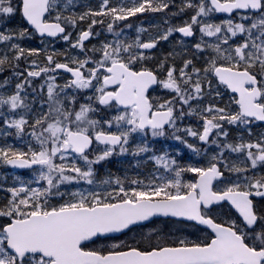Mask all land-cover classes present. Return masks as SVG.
<instances>
[{"label": "snow or ice", "instance_id": "snow-or-ice-1", "mask_svg": "<svg viewBox=\"0 0 264 264\" xmlns=\"http://www.w3.org/2000/svg\"><path fill=\"white\" fill-rule=\"evenodd\" d=\"M170 3L120 0L113 5L101 0L97 10L76 14L74 0H0V17L18 15L41 35L59 36L84 56L65 57L68 62L60 63L55 53L49 54L47 66L33 60L29 64L33 70L27 71L15 92L0 95V116L18 115L6 123L18 132L27 125L34 140L23 147L0 146V162L37 174L32 181L8 189L10 198L0 204V218L5 220L0 223V264H264V207L254 202L255 197L264 199V175H249L258 164L264 165V136L247 142L241 138L237 144L220 143L221 137L228 136L225 123L249 126L264 121V0H187L181 11L187 8L194 14L183 26L168 27L158 37L142 40L137 36L128 42L121 39L122 29L116 31L117 22L138 13L164 11ZM218 16L224 18L215 22ZM104 17L110 18L107 30L115 38L86 49L85 42L98 35L93 27L103 24ZM86 19L87 28L72 42L69 29L76 30ZM194 28L201 34L194 49L208 53L203 67L197 68L191 59L183 60L179 68L175 64L165 67L169 57L156 70L142 64L152 58L145 52L161 40L174 32L192 37ZM27 34V28L0 32V43L11 50V56L0 52V70L21 57L38 54L14 42ZM57 70L71 74L69 83H55ZM161 71L163 78L157 74ZM210 77L238 94L234 98L237 111L216 104L199 106L206 95H220ZM35 78H44L40 88L46 89V111L29 124L20 114L31 113L21 93ZM154 86L167 90L170 98L150 99L149 89ZM69 88L91 90L93 95L76 110L75 96L69 98L66 91ZM93 104L116 114L108 120L93 119L98 111ZM191 115L199 116L200 129L177 127L178 121ZM169 129L176 140H181L176 133L183 131L199 141L217 144L221 151L207 167H181L167 152L153 155L149 158L168 175L157 168L160 174H153L147 183L133 179L126 186L119 178L114 182L109 178L100 182L107 186L102 190L61 191L62 186L82 181L96 185L93 166L113 154L128 152L133 134L146 141L149 136H165ZM225 150L238 154L237 162L225 158ZM149 151L154 150L145 142L137 144L132 154ZM184 172L195 173V182H184ZM225 172L235 174V179ZM33 183L38 186L32 187ZM65 195L68 199L59 205L50 202ZM224 202L235 210V217L213 214V206ZM157 217L192 221L210 234L197 240L170 239L172 234L153 230L154 238L150 234L132 243L114 235ZM99 240L113 242L89 248Z\"/></svg>", "mask_w": 264, "mask_h": 264}, {"label": "rangeland", "instance_id": "rangeland-1", "mask_svg": "<svg viewBox=\"0 0 264 264\" xmlns=\"http://www.w3.org/2000/svg\"><path fill=\"white\" fill-rule=\"evenodd\" d=\"M186 2L187 0H171V3H170L171 6L169 5L170 10H172L171 16L172 17L176 16L178 7L183 6L184 3ZM100 4H101V0H99V3L95 4V8L92 10H97ZM88 8H89V4L84 3L80 10L77 11V9L74 8L73 12H75L76 14H82L84 12L89 11ZM168 9L164 11H160V12L147 11L144 13H138L140 14V16H142L140 22L135 23V21L133 20V17H131L132 21L131 22L129 21V24L119 25V28H117L116 31H120L122 29L123 35L121 36V39H126L128 42L133 41L134 39L137 38V36H139L142 40H147L153 37H158L160 34H163L164 31L168 27L183 26L184 22L188 21L190 17L194 14L193 10L185 8V13L183 14L186 16V18L180 19V20H172L171 17L168 16V13H167ZM105 18L107 17H104L103 19ZM223 18H224L223 16H218L215 19V22H219V20ZM88 21L89 20L86 19L84 22L79 24L78 28L75 30V38L71 39L72 42L75 41L76 36L80 30L86 29L87 27L86 23H88ZM22 27H24V25L21 23V18L18 15L15 17H0V32H4L7 34V33L14 32L18 29H21ZM141 29H144L146 31H140ZM194 30L196 31V34L192 38H185L181 36L178 32H174L172 35L168 37L167 40H161L153 50L145 52L146 56H149L152 58L142 61V64L146 67L157 69V65L159 64V62L164 57H169L168 61L165 64V67H167L169 64H175L178 68L182 67V61L185 59H191L193 61V64L197 68L203 67L204 61H205L204 58L207 57L208 53L207 54L206 52L200 53L194 49L193 45L199 42L200 35H201L198 29L194 28ZM28 35H32V33H28ZM23 38L17 41H14V42L19 43L20 46H22ZM114 38L115 37L113 36L112 33H109L107 29H103L101 33L98 34L95 38H92L87 43H85V48L87 47L88 49H91L93 46L98 48L102 43L106 41H111ZM205 39H211V38L205 37ZM64 43L67 46V48L71 51L70 58L79 57L80 59H83V55L81 54L80 49L72 48L70 42L68 41H65ZM49 47H50V43L47 39L44 44V49H47ZM177 48L180 50H184V51H179ZM185 48L187 50H185ZM5 49L7 50L5 51ZM188 50H189V53L187 52ZM0 52L7 53L9 56L11 55V50L8 48V46L5 43H0ZM185 52H187L188 55ZM199 53L200 55L197 56V54ZM169 54H172V55L169 56ZM139 66L140 65L138 64L137 67ZM25 69L26 67L23 68V70ZM28 70H33V69H27V71ZM158 74L163 76L162 71L158 72ZM55 75H56L55 83L60 86L66 85L72 79V77H70L69 75L63 72H56ZM39 79H40V84L37 88L31 91L24 90V92H26L27 95H25L24 92L21 93L22 97L27 102H29L31 113L27 114L24 112H20V110H17V111L20 112L21 115H24L25 119L28 120V122L29 121L34 122L35 118H38L43 111H46V101H47L46 89L41 90L40 88V85L44 83V78H39ZM209 79L212 80L213 89L218 90L220 92V95L219 97H216L215 92H213L212 96L206 95L204 99L199 102V106L203 107L204 105H207V104H216L218 107H224L228 111H231V112L237 111L238 106L234 102V98H237V95L233 94L224 85L219 84L216 79L211 78V77ZM15 90L16 88L12 86H5L4 82L0 81V95L8 96L14 93ZM66 91L68 92L69 98L72 96L76 97L77 94L83 91V94L86 95L84 104H88L89 101L87 97L93 95L91 90H77V89L69 88V89H66ZM150 98L153 99L154 101L155 100L162 101L163 99L170 98V94L168 93L167 90H163L162 88L159 87L158 91H153L151 93ZM192 103L194 106H196L197 104L196 101H193ZM93 107H98V106L93 104ZM78 109L79 108H76V110ZM185 110L187 111V108ZM4 111L6 112V109ZM108 111H109L110 118L116 114L114 110H111V111L108 110ZM97 116H98V112L95 115L91 116V118L98 119L101 121L106 120L102 116L100 118H97ZM3 117L5 118V120L19 118V116L15 114H13L12 116H7V115L0 116V146L12 145L15 147H23L22 143H20L23 140L20 138L23 133H16V136L18 137L20 141L13 142L14 140L12 141L9 138V135L15 129L11 130L12 126H9V124L6 122L3 128ZM177 127L180 129L191 127L193 130H197L201 128V121L198 115L185 116L183 120L177 122ZM224 128L228 132V136L227 138L221 137L220 143L237 144L241 142V138H243L244 142H247L249 140L255 141L256 139L264 136V128L255 121L249 126L229 125L225 123ZM249 128H250L251 134H249V131H248ZM176 135H180L181 140L184 141L185 143V150L187 151V155H188L185 161H183L182 159L183 158L182 152L180 153L182 158L181 159L177 158L176 152L179 151V149L175 151L172 150L174 148V143H173L174 138H173L171 129H169L166 135L163 137L152 138L151 136H149L146 141L142 139L140 134H133V136L130 138L129 151L120 155V159L118 160V165L116 163L114 164L115 176L111 178L112 181L114 182L115 179L119 178L122 181H124L127 186V182L133 179H139V180L147 179L148 180L149 178H151L153 174L159 175L160 172H163L164 175H168V173L163 170L161 165H157L154 160L149 158L153 155H162L165 152H167L173 159L176 160L177 164L181 167H187V166L207 167L211 158L213 156H216L221 151L220 147L217 144L205 143V142L199 141L198 138L188 136L183 131L176 133ZM166 136H171L173 138V140L167 141L169 145L165 144V146L163 147L156 146L157 142ZM164 141L166 140L164 139ZM29 142L34 143V140L30 134H29ZM145 142L148 144L149 148L154 151H149L147 153H141L140 155H133L132 152L135 149L136 145L142 144ZM188 145H192V147L190 148L188 147ZM193 150H195L196 152H193ZM95 154L96 153L93 152V156ZM224 156L229 161L237 162L238 154L236 153H230L228 150H225ZM101 162L102 161H100L97 166L98 177H99L98 181L109 179V177L103 176L102 174L103 168L99 165ZM140 162L144 164L145 166L142 171H140L139 168L137 167V165ZM259 167H264V165L258 164L255 169ZM157 168L160 169V172L156 171ZM258 172L263 173L264 171L259 170ZM7 175H10L7 170V164L0 162V204H3L8 198H10V193L7 191L8 189L12 187H18L20 186L22 182L32 181L33 178L37 174L35 171L28 172L25 175L14 174V176L18 178L16 183H14V180H15L14 178H12V181L6 182L5 179ZM230 175L232 179H235V174L227 173L226 176H230ZM196 177L197 176L195 173H191V172L182 173V180L184 182H195ZM31 186L37 187L38 185L34 183ZM105 187L107 186L100 185V184L99 185H88L87 183H84L82 181L79 184L62 186L61 191L62 192L85 191L86 192L90 190H102ZM259 206L264 207V201H260ZM212 212L214 215L218 217H222V218H227L229 216L235 217L237 215L235 211L231 209L229 205H222V206L214 207V209H212ZM4 222H5L4 218H0V223H4ZM182 229L189 230L190 235L184 237L185 239H188V240L193 237H196V240L203 239L205 235L210 234V232L199 229V228L195 229L192 227L184 226ZM192 231L196 232V236L191 235ZM150 234L153 235L154 233L149 232V233H146L145 235L149 236ZM134 239L141 240L140 237H135L134 233H130L125 236H121L119 238V240H125L129 243H132Z\"/></svg>", "mask_w": 264, "mask_h": 264}, {"label": "flooded vegetation", "instance_id": "flooded-vegetation-1", "mask_svg": "<svg viewBox=\"0 0 264 264\" xmlns=\"http://www.w3.org/2000/svg\"><path fill=\"white\" fill-rule=\"evenodd\" d=\"M22 28H26V27H22ZM24 38L26 42L30 43V38H31L30 35L27 34L26 36H24ZM64 199H68V196L65 195L63 199H61L60 197H54L50 202L53 205H59L60 203H63ZM256 204L259 206V202H256ZM183 225H186V227H192L198 229V227L194 224L174 220L171 218L169 219L160 218V219H155L154 221L148 223L147 225L138 226L134 228L132 233L135 234V237H140L142 239V237L147 236L145 235L146 233L149 232L154 233L153 230H155L156 232H160L161 234H169V233L172 234L170 239H175L177 236L184 238L186 236H189L190 233L189 230L182 229ZM191 235L196 236V232L192 231ZM117 237L118 239L120 238L119 236ZM153 238H154V234H153ZM189 240H196V237L190 238ZM112 242L113 241L99 240L95 244H89V248H99V247L108 246Z\"/></svg>", "mask_w": 264, "mask_h": 264}, {"label": "trees", "instance_id": "trees-1", "mask_svg": "<svg viewBox=\"0 0 264 264\" xmlns=\"http://www.w3.org/2000/svg\"><path fill=\"white\" fill-rule=\"evenodd\" d=\"M171 6V5H170ZM75 7H77V8H79L78 7V5L77 4H75ZM175 7V6H174ZM183 6H180V7H178V10H177V12H176V16H171V13H172V10H170V8L168 9V11H167V13H168V16H170L171 17V19L172 20H180V19H184V18H186V16L183 14V13H185V9H184V11H181V8H182ZM141 17L142 16H140V14H137L136 16H134L133 17V20L135 21V23H137V22H140L141 21ZM97 19H99V17H97ZM132 21V20H131ZM119 25H126V24H128V21H123V22H121V24H120V21L119 22H117ZM24 24H25V26H27L26 25V23L24 22ZM103 26H102V24H96L94 27H93V32L94 33H99V31H100V29L102 28ZM70 31H72V36H74V34H75V30L73 31V30H71V29H69ZM39 41H41L38 37H32V38H30V43H31V45H32V47L31 48H24V49H26V50H28V49H36V47H38L39 46ZM64 42V40L62 39V38H57V39H53V43L54 44H56V45H58V46H60V47H63V43ZM37 50V49H36ZM39 52L40 51H38V54H39ZM60 56H57L56 57V59H58ZM42 64V63H41ZM22 138L21 139H23L20 143H22V145H24L25 143H28L29 142V135H28V130H25L24 132H23V134H22ZM11 138L12 139H14L15 141H20L19 139H18V137L16 136V131H14L12 134H11ZM181 146H182V144H180ZM183 148H185L184 146H182ZM9 181H12V178L10 177L9 178Z\"/></svg>", "mask_w": 264, "mask_h": 264}, {"label": "water", "instance_id": "water-1", "mask_svg": "<svg viewBox=\"0 0 264 264\" xmlns=\"http://www.w3.org/2000/svg\"><path fill=\"white\" fill-rule=\"evenodd\" d=\"M38 34L39 35H41L39 32H38ZM41 36H48L47 34H44V35H41ZM49 37H51V36H49ZM155 87V86H154ZM150 90V89H149ZM262 122H264V121H262ZM11 166V165H10ZM14 170H24V169H29V168H19V167H13V166H11ZM172 218H174V217H172ZM177 219H182V218H177ZM148 222V221H147ZM190 222H192V221H190ZM144 223H146V222H144ZM204 227V226H203ZM114 235H120V234H114Z\"/></svg>", "mask_w": 264, "mask_h": 264}, {"label": "bare ground", "instance_id": "bare-ground-1", "mask_svg": "<svg viewBox=\"0 0 264 264\" xmlns=\"http://www.w3.org/2000/svg\"><path fill=\"white\" fill-rule=\"evenodd\" d=\"M26 42V41H25ZM28 43V42H27ZM180 46V45H179ZM185 47V46H184ZM178 49V48H177ZM184 49V48H183ZM7 49H5V51H6ZM179 51H184V50H180V49H178ZM185 50H187L186 48H185ZM190 50V49H189ZM189 50L187 51L188 53H189ZM176 52V51H175ZM187 52H185V53H187ZM184 53V52H183ZM188 53H187V55H188ZM205 53V52H204ZM174 54V53H173ZM180 54H182V53H180ZM191 54V53H190ZM206 54H207V52H206ZM178 55H179V53H178ZM184 55V54H183ZM193 55H195V54H193ZM198 55H200V53L199 54H197V56ZM175 57V56H174ZM181 57V56H180ZM184 57V56H183ZM186 58V57H185ZM190 58V57H189ZM180 59V58H179ZM198 59H200V58H198ZM205 59V58H204ZM183 60V59H182Z\"/></svg>", "mask_w": 264, "mask_h": 264}]
</instances>
